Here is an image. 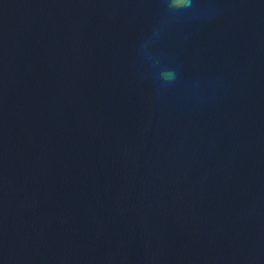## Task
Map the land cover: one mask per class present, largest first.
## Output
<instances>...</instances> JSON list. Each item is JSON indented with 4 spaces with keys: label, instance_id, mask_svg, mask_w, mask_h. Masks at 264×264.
<instances>
[{
    "label": "water",
    "instance_id": "obj_1",
    "mask_svg": "<svg viewBox=\"0 0 264 264\" xmlns=\"http://www.w3.org/2000/svg\"><path fill=\"white\" fill-rule=\"evenodd\" d=\"M0 264H264V0H0Z\"/></svg>",
    "mask_w": 264,
    "mask_h": 264
},
{
    "label": "clouds",
    "instance_id": "obj_2",
    "mask_svg": "<svg viewBox=\"0 0 264 264\" xmlns=\"http://www.w3.org/2000/svg\"><path fill=\"white\" fill-rule=\"evenodd\" d=\"M173 6L178 9L191 7V0H173Z\"/></svg>",
    "mask_w": 264,
    "mask_h": 264
}]
</instances>
